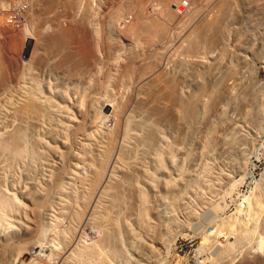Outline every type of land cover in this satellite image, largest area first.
I'll list each match as a JSON object with an SVG mask.
<instances>
[{
  "label": "bare ground",
  "instance_id": "1",
  "mask_svg": "<svg viewBox=\"0 0 264 264\" xmlns=\"http://www.w3.org/2000/svg\"><path fill=\"white\" fill-rule=\"evenodd\" d=\"M151 1L0 0V34L22 14L0 52L32 51L12 76L0 58V264H120L122 249L127 264H162L178 225L200 247L175 264H264V167L231 210L204 197L216 183H200L215 153L242 174L256 143L247 135L263 128L264 93L248 73L264 0H159L150 13ZM198 203L213 212L208 225Z\"/></svg>",
  "mask_w": 264,
  "mask_h": 264
},
{
  "label": "rangeland",
  "instance_id": "2",
  "mask_svg": "<svg viewBox=\"0 0 264 264\" xmlns=\"http://www.w3.org/2000/svg\"><path fill=\"white\" fill-rule=\"evenodd\" d=\"M35 1H36V0H35ZM154 1H156L157 4H156V3H153ZM154 1L152 0L151 3H150V2H147V3L145 2L147 5H148V3H149L148 6H149V12H150V13H152V12L155 11V10H156V11H157V10H160L159 8H161V6L159 7V5H158V4H160V1H159V0H154ZM158 2H159V3H158ZM145 3H144V4H145ZM153 5H154V6H153ZM160 5H161V4H160ZM151 7H152V8L154 7L153 10H152ZM155 7H156V8H155ZM33 8H35L34 5H33ZM33 8H32V9H33ZM191 8L193 9L194 7L192 6ZM192 9L190 10V12L192 11ZM33 10H34V9H33ZM34 11H35V10H34ZM130 13H131V14H130ZM133 14H134L133 12H129L127 16L129 17V15H130V16L132 17ZM41 16H42V15H41ZM42 19H43V17H42ZM43 20H44V19H43ZM40 22H42V23H40ZM39 23H40V24H43L44 21H41V20H40ZM39 23H38V24H39ZM30 25H31V24H30ZM30 25H29V27H30ZM32 26H33V25H32ZM32 26H31L30 31L34 28V26H33V28H32ZM40 26H41V25H40ZM42 26H43V25H42ZM243 26L245 27L246 25L243 24ZM244 27L242 28V30H243V32H245V33H246V32H247V33H248V32H251V33L254 34V33L256 32V30H253L254 28H253V29L251 28L252 25H251V26H246L245 28H244ZM43 28H44V27H43ZM248 28H249V29H248ZM41 29H42V27H41ZM247 30H248V31H247ZM11 31H12V33L10 32L11 34H10L9 32H7V33H1V34H0V37H2V38L4 37L5 40L7 41V43H8V41H11V40H12V37L15 36L14 34H16V35L19 34V32L21 31V28H20V31H19V28H18V29H15V27H14V30H11ZM253 31H254V32H253ZM258 31H259V30H257V33H255V35H256V36L254 35L255 37H257V36L259 35V32L261 33V31H259V32H258ZM31 33H34V32L31 31L30 34H31ZM35 33L38 34V38H39V36H40V35H39V32L37 33V32L35 31ZM35 33H34V34H35ZM251 33H250V35H251ZM7 34H8L9 37L12 36L11 39H10V38L8 39V36H7V38L5 37ZM9 34H10V35H9ZM34 34H31V35H34ZM36 34H35V35H36ZM4 35H5V36H4ZM35 35H34V36H35ZM28 36H30V35H28ZM259 36H260V35H259ZM30 37L33 39L32 36H30ZM36 37H37V36H36ZM38 38H37V39H38ZM0 39H1V38H0ZM5 40L3 39V41H2V39H1L2 42H0V44H2V43L4 42V44H2L4 49H6V47H5L6 45H7V46H10V44H11V42H9L10 44H7ZM24 40H25V36H24L23 42H24ZM261 40H262V39H261ZM23 42H22V43H23ZM24 43H25V42H24ZM24 43H23V45H25ZM263 44H264V41H263ZM23 45H22V47L25 48V46H23ZM263 47H264V45H263L261 48H263ZM1 48H2V46L0 47V49H1ZM23 48H21V49H23ZM261 48H260V49L258 48V51H257V52L255 51L257 55L254 54V56H251V57H254V59L252 58L253 64H252V61H251V66H250V68H249V69H250V74H251V75L248 73V75L251 76L250 79H251V80H253V79L255 80V81L253 80V82H252L251 80H250V81H251L252 83H254L253 86L256 85V86H254V88L257 87L255 90H258V91H259V94L257 95L258 97H260L259 95H261L262 93H264V62H262V61H264V50L261 49ZM4 49H1V50L3 51ZM7 49H8V48H7ZM21 49H20V50H21ZM24 50H25V53L23 52ZM261 50H262L263 52H262ZM2 51L0 52V53H1L0 56H2V54H4V52H5V54H4V56H2V57H0V58H1V60L3 61V62L1 61V62H2V65L4 64V62H5V65H6V66H5L6 68H5L4 65H3V67H4V69H5L4 71H6V69H8L7 73H5V74H7L6 76H9V75L12 76L13 73H14V75H16V74H17L16 72H18V70H16V69H17L16 67H17V65L19 66V64H20L19 61H21V63H23L24 60H25V62H26V61H27L26 59L29 58V56H30V54H31V52H32L31 50H28V48L23 49L22 52H21V53H22V54H21V59H19L20 56H19L18 54H20V53H19L20 51H18V53H17L16 56H15V57H17V58L13 57V61H12V59H9V58H10V54L7 52V51H9V50L4 51L3 53H2ZM259 51H260V52H259ZM6 52H7L9 55H8ZM36 52H37V50H35V54H34L35 56H36ZM261 52H262V53H261ZM259 54H260V55H259ZM261 54H262V55H261ZM7 55H8V56H7ZM18 56H19V58H18ZM35 56H34V57H35ZM4 57H5V58H4ZM6 57H7V58H6ZM8 57H9V58H8ZM27 57H28V58H27ZM2 58H4V59H9L10 61L8 60V61H7V64H8V62H13V65H15V66L12 67V65H10V64H12V63H10L9 66H7V64H6V60L4 61V59H2ZM14 58H15V59H14ZM25 58H26V59H25ZM257 58H258V59L260 58L261 61H259ZM16 59H19V61L16 60ZM16 61H17V63L19 62V64H17ZM258 61H259V62H258ZM1 62H0V63H1ZM261 62H262V63H261ZM16 64H17V65H16ZM2 65L0 64V66H1L0 69L3 68ZM21 65H22V64H20V66H19L18 68H20ZM10 66H11V69H12L13 71H14L13 68H15L16 71L11 72V69H9ZM252 66H253L254 68H253ZM251 67H252V68H251ZM4 71H3V72H4ZM251 71H253V72L251 73ZM8 72H9V73L11 72V74H9ZM15 73H16V74H15ZM5 74H4V75H5ZM8 74H9V75H8ZM255 77H256V78H255ZM257 78H258V79H257ZM262 88H263V89H262ZM261 90H262V91H261ZM258 91H257V93H258ZM260 91H261V94H260ZM262 95H263V94H262ZM104 110L106 111V109H104ZM104 110H103V112L105 113ZM258 110H259V111H258V114L260 115V113H261L262 111L264 112V107L261 108V109L259 108ZM261 110H262V111H261ZM260 111H261V112H260ZM259 112H260V113H259ZM263 112L261 113L262 116H263V114H264ZM106 113H107V111H106ZM259 115H258V116H259ZM259 117H260V116H259ZM263 117H264V116H263ZM263 117H262V119L260 118V120H262L261 122H263V120H264ZM263 124H264V123H263ZM263 124H262V125H263ZM263 128H264V125H263ZM263 128L260 127L259 130L262 129L263 131L261 130L262 132H261V131H258L257 133L260 132V133H263V134H264V129H263ZM257 133H256V134H257ZM256 134H255V135H254V134H252V135H247L248 137H247V139L245 140V142H246L245 144H246V145L249 144L248 141H250V144H251V145H252V142H253V141H255L256 143L253 142V144L255 143V145H252V146H250V147H249V145L246 146V149H248V147H249V149L252 148L251 152L248 151L249 149L247 150L248 152H247L246 149H245V151L251 155L252 159H251L250 155L248 156L249 158L246 157L248 160L246 159L245 162H246V163H247L248 161H249V162L247 163V165L245 164V165H246V167L244 166V167H245V170H243L244 167L242 168V166H241L242 164L240 163L239 167L242 168V169H241V171H240L239 173H242V174H238V173H234V172L232 173L231 170H230V168L224 163V161H222L223 163L221 162V160H220V162H219V158H220V157H219L218 155H216V153H215V156H216L215 158L217 159V161H216V159L213 157L214 159H213L212 161H213V162L215 161L214 163H213L212 161H211V162H212V163H211L210 160H209V161L207 160V161L205 162V164H206V163L208 164V163L210 162L211 164H213V165H212L213 167L211 166L210 163H209L208 165H207V164H206V165L204 164V167H202L203 165L200 167V170H202L201 173H202V175H203V176H202V175L200 176V177H202V179H200V181L203 180L202 182H200L201 185H202L203 182L205 183V182H208V181H210V183H216V184H214V185L211 184V185L215 188V189H213V190H214L213 194L210 193V192H208V191H207V193H208L207 195L204 194V193L206 192V190H205V192L203 193V194H204V197L206 196V199H208V201L213 200V201H211L210 203H213V202H214L215 204H217V203L219 202L218 204H220V206H222V207H224L225 205H226V206H229L228 209L231 210V209H233V208L235 207V204H237V203H239V202H241V203L244 202V197L248 194L249 191H251V189L253 188L254 180L259 178V174L261 173V170H262V168L264 167V158H263V157H264V154H263V153H264V137H263L264 135H263V134H258V135H259L258 138H260V140H259V139L257 138L258 135L256 136ZM253 135H254V136H253ZM253 137H254V138H253ZM210 138H211V136H210ZM250 138H253V139H250ZM169 139H170V137H169ZM248 139H249V140H248ZM254 139H257V141L254 140ZM198 140H201V138H199ZM203 140H204V139H203ZM209 140H210V139H209ZM209 140L206 139L207 142H208ZM211 140H212V139H211ZM211 140H210V142H211ZM247 140H248V141H247ZM201 142H203V141L201 140ZM208 144H209V143H208ZM253 149H254V150H253ZM251 153H252V154H251ZM256 156H257V159H256ZM258 157H259V158H258ZM220 159H222V158H220ZM242 161H243V160H242ZM217 162H219V165H220V166H221L222 164H225L226 167H225L224 165H222V166H221L222 169H223V168L227 169V167H228V171L230 170V171L228 172V171H226V170L223 169L224 172H228V175L225 173V175H227V176H225V178H224V176H222V175H224V174H222L221 176L219 175V174H221V171H222V173H224V172H223V170H221V168H220L219 165L216 166V164H218ZM243 162H244V161H243ZM245 162H244V163H245ZM221 163H222V164H221ZM257 164H258V165H257ZM243 165H244V164H243ZM254 165H255V166H254ZM261 165H262V166H261ZM208 166H209V167H208ZM214 166H216V167H215L216 169H214ZM218 166H219L220 169L218 168ZM205 167H206V168H205ZM207 167H208V169H207ZM256 167H257L258 169H257ZM260 167H261V168H260ZM211 168H212L213 170H212ZM240 168H239V169H240ZM204 169L209 170V172L212 171V172H210V173H212V174L215 173V170H216V171H217V169H219V170H218V172H216L214 175L211 174V176H209L210 173L207 171V173H208V175H207V173H205V170H204ZM210 169H211V170H210ZM242 171L245 172V173H243ZM258 172H259V173H258ZM203 173H205L206 175H204ZM229 173H231V174L229 175ZM246 173H247V174H246ZM232 174H234V176H233ZM243 174H245V175H243ZM217 175H218L219 177H218ZM235 175H237V176H235ZM250 175H251V176H250ZM204 176H206V177L203 178ZM207 176H208V177H207ZM212 176H213V177L216 176V177L219 178V179H217V178L214 177V179H210V180H209V178H211ZM242 176H243L244 178H245V177H246V178H245V179L243 178V179H244V180H243V179H241ZM247 176H248V177H247ZM213 177H212V178H213ZM206 178H208V180H207ZM222 178H223V179H222ZM229 178H230V179H229ZM253 178H254V179H253ZM17 179H18V178H17ZM19 179H20V178H19ZM19 179H18V180H19ZM221 179H222V180H221ZM233 179H234V180H233ZM204 180H205V181H204ZM206 180H207V181H206ZM212 180H213L214 182H213ZM217 180H219V181H217ZM19 182H20V181L16 182V184H17V185H18V184L20 185ZM235 182H237V183H235ZM217 183H220L219 186H218ZM234 183H235V184H234ZM250 184H251V185H250ZM17 185H16V186H17ZM220 185H221L222 187H221ZM227 185H228V186H227ZM216 188H218V189H216ZM221 190H222V191H221ZM229 190H230V191H229ZM217 191H218V192H217ZM216 192H217L218 194H217ZM221 192H222V193H221ZM213 195H214V196H213ZM216 195H217V196H216ZM218 195H219V196H218ZM229 195H230V196H229ZM243 195H245V196L243 197ZM222 197H223V198H222ZM216 200H217V201H216ZM194 201H195V199H194ZM236 202H237V203H236ZM195 203H197V202H195ZM221 203H222V204H221ZM218 204H217V205H218ZM242 205H243L242 207H244V206H245V203H243ZM192 206H193V208H192ZM192 206H191V204H190V208H192V209L194 210V215H196V214H197V215H200V216H198V218H197V215L195 216V219H197L196 221H198V219H199V220L201 221V223H203L204 225H208L207 221L210 220L209 218L211 217V218L213 219V212H212L211 210H210V211H211L210 213H212V214H209V212H207V211H208V208H209L210 206H209V205H208V207H207L206 205H205V206H203V205L201 206L200 203H198V205L195 204V205H192ZM203 207H204V208L207 207V208L204 209ZM196 208H197V209H196ZM162 209H163V210H162ZM162 209H161V211H163V213H164V211L167 210L164 214H166L165 218L168 217V216H169L168 214H169V211H170L169 208L166 209V210H164V207H163ZM202 209H203L204 211H203ZM195 210H196L197 212H195ZM200 210L203 211V212H205V213L201 212ZM163 213H162V215H163ZM202 213H203V215H202ZM180 214H181V213H180ZM180 214H179V213H176V216H178V217H177V218L175 217L176 219H175V218H174V219L177 220V221H178V220H179V221H182L183 216H182V215L180 216ZM204 214H205V215H204ZM207 214H209L208 216H210V215H211V216L208 217V218H206L205 216H207ZM149 215L152 216L151 212L149 213ZM163 216H164V215H163ZM163 216H162V217H163ZM174 216H175V215H174ZM174 216H173V217H174ZM181 217H182V218H181ZM200 221H198V222L200 223ZM210 221H211V220H210ZM201 223H200V224H201ZM209 223H210V222H209ZM203 224H202V225H203ZM61 225H62V224H61ZM61 225H60L59 227H57V228H59L58 230H57V228H56L55 230H57V231L60 232L61 230L65 229V228H62V227H67L68 224H67V223H64L62 226H61ZM60 227H61V229H60ZM178 227H179L178 229L176 228V226L172 227L171 230H172V234H173V235L171 234V231H170V233H168V236H167V234H164V237H165V238H163V243L161 242V249H163V251L166 252V254H167L168 252H169V253L167 254V255H168V258H167V255L165 254V255H166V259H165V258L162 259V260H163V261H162V264H169V263H170V264H175L176 261H177V260L175 259L176 257H174V258L172 257V256H174L175 254H176V255L179 254L180 256H181V255H187V256H189V257H192V256H194L195 251L200 247V241H199V239H197V238H195V237H192V236H191L192 234H190L191 232H189V230H188V231H187V230H184L183 227H181V226H179V225H178ZM87 228H88V229H87ZM174 228H175V229H174ZM94 229H95V228H92V227H86V228L83 230V234L85 233V236L88 237V239H90V241H91V240H92V241L97 240L98 237H99V233L96 231V229H95V230H94ZM180 229H182V230H180ZM55 230L53 231L54 233H55ZM57 231H56V233L58 234ZM176 231H177V232L179 231L180 233H179V232L177 233ZM211 231H212V228H211L210 226H208V227H207V232L210 233ZM54 233H53V234L51 233V234H52V235L54 236V238H55V237L57 236V234L55 233V234H56V236H55ZM175 233H176V235H175ZM169 234H170L171 237L169 236ZM177 234H178V235H177ZM52 235H49V236H50V237H49V240H50V239H53L52 241L50 240L51 242L48 241V239H47L48 244H49L50 246L47 245V247H46V249H45V250H46V251H45L46 253H49V251H50V247H51V250L55 248V246H54V242H53V241H54V238H53ZM51 236H52V237H51ZM174 236H175V238H174ZM183 236H184V237H183ZM168 237H169V238H168ZM176 237H177V238H176ZM47 238H48V237H47ZM96 238H97V239H96ZM168 239H169V240H168ZM173 239H174V240H173ZM164 241H165V242H164ZM49 242H50V243H49ZM52 242H53V245H52V246H54V248L51 246ZM164 243H166L165 246H164ZM171 243H172V244H171ZM162 245H163V246H162ZM167 245H169V246H167ZM172 245H173V246H172ZM165 247H166V249H164ZM168 247H169V248H168ZM174 247H175V249H174ZM47 248H48V249H47ZM171 249H172V250H171ZM47 250H48V251H47ZM166 250H167V251L169 250V251L167 252ZM184 252H185V254H184ZM193 252H194V253H193ZM119 253H120L121 255L118 256ZM128 253H129V255H130V252L127 251V253H126V251H125V253H124V250L122 249L121 251L118 252L117 257H116V261H118V263L120 262V264H121V263H122V264H127L128 261L131 259L130 256L128 255ZM172 253H173V254H172ZM174 253H175V254H174ZM180 253H181V254H180ZM192 254H193V255H192ZM120 256H121V257H120ZM122 256H123V257H122ZM124 258H125V259H124ZM128 258H129V259H128ZM172 258H173V259H172ZM122 261H123V262H122ZM164 261H165V262H164ZM157 263H158V264H161V260H159ZM155 264H156V262H155Z\"/></svg>",
  "mask_w": 264,
  "mask_h": 264
},
{
  "label": "built area",
  "instance_id": "3",
  "mask_svg": "<svg viewBox=\"0 0 264 264\" xmlns=\"http://www.w3.org/2000/svg\"><path fill=\"white\" fill-rule=\"evenodd\" d=\"M18 12L19 10H16L13 16L10 14L8 18V23H11L12 25H14L15 28H19V23L22 21L21 19L22 14H19ZM0 16H1V13H0Z\"/></svg>",
  "mask_w": 264,
  "mask_h": 264
}]
</instances>
